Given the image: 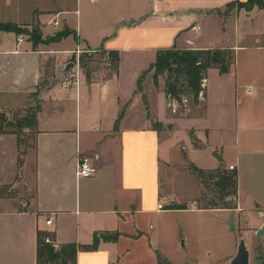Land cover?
<instances>
[{
  "label": "crops",
  "instance_id": "obj_1",
  "mask_svg": "<svg viewBox=\"0 0 264 264\" xmlns=\"http://www.w3.org/2000/svg\"><path fill=\"white\" fill-rule=\"evenodd\" d=\"M233 1L0 0L2 24L36 21L42 39L72 31L34 45L24 34L0 29V112L26 107L35 92L38 98L33 146L20 155L19 134L0 132V187L12 192L0 195V264H37L38 230L51 232L57 247L89 244L96 231L118 232L114 241L101 240L95 250H78L76 264H170L160 243L172 227L168 214L189 208L161 206L180 204L169 188L171 171L200 188L189 167L203 168L195 160L201 154L216 159H210L207 169L218 168L219 159L226 169L235 166L237 195L229 208L191 210L233 212L236 217L257 212L261 219L248 227L252 246L244 240L249 264H264V233L258 234L264 230V101L254 117L249 119L253 111L236 110L235 122L228 124L224 114L210 112L204 92L194 104L204 100L199 114L177 115L171 106L179 104L165 94V77L153 80L152 65L161 49L235 52L247 47L199 43L205 29L218 25L226 34L241 12L252 26L255 15L264 11L255 6L226 12ZM235 28L239 35L237 20ZM256 41L264 49V35ZM76 50H95L93 57L84 56V63L101 56V66L84 74L88 66L82 65L78 83L64 86L67 72H62ZM105 53L112 57L110 66ZM247 89L256 94L259 87L249 83ZM81 156H89L96 168L90 177L75 174ZM19 189L26 191L24 197ZM197 196L198 191L191 200Z\"/></svg>",
  "mask_w": 264,
  "mask_h": 264
},
{
  "label": "rangeland",
  "instance_id": "obj_2",
  "mask_svg": "<svg viewBox=\"0 0 264 264\" xmlns=\"http://www.w3.org/2000/svg\"><path fill=\"white\" fill-rule=\"evenodd\" d=\"M236 20L239 22V35L235 28ZM247 24L246 15L241 12L237 16V19L233 18L229 22L226 34H223L220 26L217 25L214 30L205 29L202 37L199 39L200 44L209 47H220L227 44L247 46L235 50L234 63L227 73H220L216 68H212L208 72L204 85V92L208 95L210 112L217 113L218 115L219 113L221 115L224 114V117L227 118L225 121L228 124L235 122L236 110H240L241 114L246 111H253L249 119L254 117L257 115L254 111L264 101V94L261 91V88L264 86V49L262 47L258 48V41H256L260 33L262 36L264 35V11L255 15V21L252 26ZM21 27L28 32L33 31L36 27L40 32L42 31L41 24L36 21L22 25ZM244 30H246V33H244ZM41 33L43 34V32ZM19 34H24L25 37L30 39L28 33ZM92 54L87 55L93 57ZM100 58L101 56H97V60L93 58L94 61L88 62V64L85 63L88 67H83L84 74L85 72L89 73L94 67L101 66ZM111 64L112 57L108 66ZM249 83L259 87L256 94H248L247 85ZM31 98V104H27L26 107L10 110L9 113L3 112L10 120L13 119V116L17 115L20 117L24 115L25 110L29 109L32 112L38 106L37 94L32 95ZM203 109L204 100L202 99L201 105L195 106L190 96H187V99H183V105L177 107L171 106L172 113L177 115L199 114V111ZM178 123H182V120ZM26 134H29L27 141L31 142L30 136L33 135V132L30 131L28 133V130H26L23 136L25 137ZM207 156L206 154H201L200 158L195 160L198 161L201 167L205 168L210 163V159L216 160L209 154ZM187 165L183 166L187 167ZM228 169L230 168L228 167ZM205 170L208 169L205 168ZM211 170L213 169H209V171ZM175 172L171 171L173 180L171 179L169 188L174 198L182 206L185 204L186 208L189 209L179 213L168 214V222L172 224V227L166 232V237L163 241H160L163 245L164 256L170 261V264H224L240 234L243 239L250 240L252 234H250L248 227L257 225L261 219L260 216L254 211L245 212L240 217H236L233 212L191 210L192 208H204L212 199L220 203L225 202L216 198L220 196L219 186L215 185L218 177L214 176L215 172H208L210 175L205 182L194 173L198 177V185L200 186L198 189L189 178L186 179L184 176L174 175ZM19 188L22 189L21 186ZM20 189L18 194L24 197L26 191L23 192ZM197 191L198 196L194 200H191V197ZM230 192L231 188L228 190L226 201L229 197H231L229 200L232 199L234 201V195ZM235 229H237L236 232L233 231ZM181 241H184V246H180ZM249 242L250 246H252L251 241Z\"/></svg>",
  "mask_w": 264,
  "mask_h": 264
},
{
  "label": "trees",
  "instance_id": "obj_3",
  "mask_svg": "<svg viewBox=\"0 0 264 264\" xmlns=\"http://www.w3.org/2000/svg\"><path fill=\"white\" fill-rule=\"evenodd\" d=\"M255 6L264 8V0H236L227 5L226 12H231L234 8H245L250 11ZM0 29H6L13 31L16 34L28 33L29 40L35 45L39 42L57 41L72 31L64 29L55 33L49 38L42 39L41 32L36 27L33 31L28 32L22 29L14 23H0ZM86 54L81 56V62L84 66V61H87ZM88 57V56H87ZM116 57V55H115ZM235 60V52L232 48H202V49H177L166 48L158 51L155 62L152 65L153 68V80L156 83V79L159 75L165 77L164 90L165 94L170 98L177 101L179 106L183 105V99H187V96L191 97L194 104L199 102V95H204L205 79L210 68H217L220 73H227L230 70L231 65ZM141 77L137 81V89L141 90ZM38 90V89H37ZM38 92V91H37ZM33 94H37L36 92ZM38 106L32 112L28 109L25 110V114L22 116H13L10 120L4 112H0V132H14L19 134V145L22 146L20 155L23 154L24 149L29 146H33L35 137L36 126V110ZM160 125V123H158ZM27 128L28 133L33 132L30 136L31 142H28L29 134L25 137L23 130ZM194 140V139H193ZM218 168L211 171L205 170L195 165H190V169L193 173L201 177L205 182L208 180V172H215L214 176L218 177L215 185L219 186L220 196L216 197L219 200L225 201L220 203L215 199L208 202L204 208H229L233 206V200H227V193L231 188V194L234 197L237 195V176L238 170L226 169L223 167L221 159ZM9 186L0 187V195H8L12 192L9 191ZM228 198V197H227ZM162 208H186L185 204L171 203L167 206L162 205ZM118 236V232L96 231L93 233L92 242L89 244H76V243H64L60 246H56L54 242L53 234L49 231L38 230L37 232V264H76V253L78 250H95L101 240L114 241Z\"/></svg>",
  "mask_w": 264,
  "mask_h": 264
},
{
  "label": "built area",
  "instance_id": "obj_4",
  "mask_svg": "<svg viewBox=\"0 0 264 264\" xmlns=\"http://www.w3.org/2000/svg\"><path fill=\"white\" fill-rule=\"evenodd\" d=\"M56 23V21L54 22ZM95 50H85V51H80V50H76L75 56L72 60V66H71V71H67L66 75L64 76L63 80H62V84L64 86L68 85L69 83L73 82L75 84L78 83V79H79V74L81 72V68H82V62H81V56L82 54H91V53H95ZM86 54V55H87ZM90 56V55H88ZM111 62V57L108 53H106L105 55V63L108 65ZM235 166L234 165H230V169H234ZM96 171V168L94 166V164L91 161V158L89 156H81L79 157V159L76 162V166H75V174L77 177L79 178H83V177H90L92 176ZM25 204V203H23ZM162 208V206H161ZM51 220L48 219L46 220V223H50Z\"/></svg>",
  "mask_w": 264,
  "mask_h": 264
},
{
  "label": "water",
  "instance_id": "obj_5",
  "mask_svg": "<svg viewBox=\"0 0 264 264\" xmlns=\"http://www.w3.org/2000/svg\"><path fill=\"white\" fill-rule=\"evenodd\" d=\"M72 66L71 62H68L62 72V76L69 70V68ZM264 230L260 229L258 231V234H263ZM250 261V251L247 247L246 241L241 238L238 243L237 251L236 254L229 259L227 262L224 264H249Z\"/></svg>",
  "mask_w": 264,
  "mask_h": 264
}]
</instances>
